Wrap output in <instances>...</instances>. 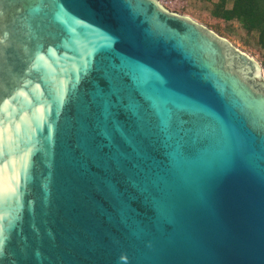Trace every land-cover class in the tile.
<instances>
[{"label": "water", "instance_id": "1", "mask_svg": "<svg viewBox=\"0 0 264 264\" xmlns=\"http://www.w3.org/2000/svg\"><path fill=\"white\" fill-rule=\"evenodd\" d=\"M0 264H264L260 64L157 0H0Z\"/></svg>", "mask_w": 264, "mask_h": 264}, {"label": "rangeland", "instance_id": "2", "mask_svg": "<svg viewBox=\"0 0 264 264\" xmlns=\"http://www.w3.org/2000/svg\"><path fill=\"white\" fill-rule=\"evenodd\" d=\"M215 2L217 0H214L213 3L205 0H171L168 6L171 11L194 20L253 57L260 64L264 79V52L258 46L257 34H247L236 22L226 23L213 18L211 11Z\"/></svg>", "mask_w": 264, "mask_h": 264}, {"label": "trees", "instance_id": "3", "mask_svg": "<svg viewBox=\"0 0 264 264\" xmlns=\"http://www.w3.org/2000/svg\"><path fill=\"white\" fill-rule=\"evenodd\" d=\"M211 15L226 23H238L247 34L256 33L258 46L264 52V0H217Z\"/></svg>", "mask_w": 264, "mask_h": 264}, {"label": "built area", "instance_id": "4", "mask_svg": "<svg viewBox=\"0 0 264 264\" xmlns=\"http://www.w3.org/2000/svg\"><path fill=\"white\" fill-rule=\"evenodd\" d=\"M157 1H159L164 7H166L167 9H169L170 10V8H169V4H170V2H171V0H157ZM171 11V10H170ZM174 12V11H173Z\"/></svg>", "mask_w": 264, "mask_h": 264}]
</instances>
